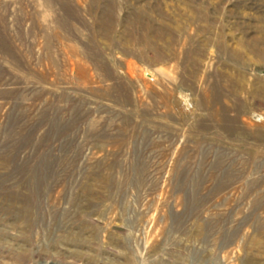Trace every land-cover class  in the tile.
I'll use <instances>...</instances> for the list:
<instances>
[{
    "label": "rangeland",
    "instance_id": "374dc122",
    "mask_svg": "<svg viewBox=\"0 0 264 264\" xmlns=\"http://www.w3.org/2000/svg\"><path fill=\"white\" fill-rule=\"evenodd\" d=\"M0 264H264V0H0Z\"/></svg>",
    "mask_w": 264,
    "mask_h": 264
}]
</instances>
